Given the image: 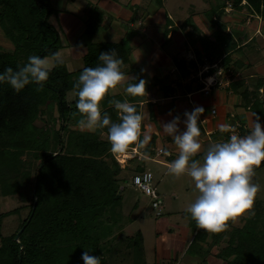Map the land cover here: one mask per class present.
<instances>
[{
  "label": "trees",
  "instance_id": "obj_1",
  "mask_svg": "<svg viewBox=\"0 0 264 264\" xmlns=\"http://www.w3.org/2000/svg\"><path fill=\"white\" fill-rule=\"evenodd\" d=\"M230 1L235 8L242 2ZM245 2L254 12L264 7V0ZM222 12L223 9L219 11ZM52 13L49 0H0V25L14 45L12 51L0 50V71L9 66L15 70L31 54L50 57L62 48L60 33L49 22ZM211 24L221 26L217 18H211ZM216 36L217 40L223 37L221 29ZM109 49H115L123 68L128 62L123 43H95L88 48L82 68L70 71L64 61L53 67L43 87L30 82L15 92L7 82L0 83V192L20 194L24 201H31L29 213L17 231L1 237L0 264H84L83 251L100 256L101 264H147L141 233L118 235L129 222L122 209L125 176L120 174L130 166L121 167L116 157L109 154L106 128L94 132L73 128L78 127L80 119L73 84L84 67L96 66L100 63L99 53ZM209 52V56L218 54L214 49ZM197 54L200 56L199 51ZM189 66L195 69L196 64L191 61ZM188 68L180 66L184 75L189 74ZM114 100L124 99L109 92L100 106L113 121H118L117 110L110 103ZM134 105L139 111L138 104ZM53 110L58 118H53L43 132L32 135L35 120ZM55 122L59 123L57 130ZM53 139L52 151L49 142ZM73 150L91 159L85 160ZM147 153L152 154L149 150ZM24 155L37 160L34 175L33 159L23 158ZM261 166L264 161L254 170ZM135 169L136 174L143 172ZM251 211V218L243 227H233L230 232L229 221L223 231L210 232V247L221 244L229 234L226 245L217 253L226 264H264L263 202L254 201ZM184 216L196 232L189 254L206 257L208 250H203L197 241L206 242L209 231L198 228L189 213Z\"/></svg>",
  "mask_w": 264,
  "mask_h": 264
},
{
  "label": "crops",
  "instance_id": "obj_2",
  "mask_svg": "<svg viewBox=\"0 0 264 264\" xmlns=\"http://www.w3.org/2000/svg\"><path fill=\"white\" fill-rule=\"evenodd\" d=\"M185 1L182 3L189 6L187 13L180 0H49L53 9L51 16L54 15L50 23L55 28L58 24L60 28L62 48L59 51L70 71L83 67L84 56L92 44L123 43L126 47L128 62L121 69L125 79L109 92L110 95H128L124 90L127 83L140 78L145 80V95L137 103L143 117L138 139L145 135L149 139L142 147L135 143L130 145V158L118 162L121 167L140 168L143 172H152L147 168V162L155 163L163 168L160 180L170 175L167 170L169 162L179 153L172 136L165 133L161 125L173 116H179L183 121L186 110L203 107L200 114L203 122L198 121L201 148L193 157L201 160L209 144L229 137V129L221 131V125L240 124V135H245L257 115L264 127L261 114L264 110V57L261 55L264 50V7L254 12L248 9L245 0L239 8L233 7L229 1L223 4V0H215V5L214 0L189 1L187 4ZM222 9L223 12L219 13ZM211 18H217L221 26H212ZM218 29L223 32V37L218 40L224 43L225 50H221L220 55L209 56L210 45L218 42ZM191 61L196 64L195 69L189 66ZM180 66L189 67V74L184 75ZM208 77L217 79L218 84L208 87L206 92L204 82ZM200 94L205 98L201 99ZM123 99L126 98L123 96ZM179 126L183 130L182 122ZM152 138L154 143H151ZM146 149L152 154L148 155ZM260 168L264 169V166ZM129 169L123 172L128 174ZM131 180L132 177L130 185ZM158 184L157 181L153 185L159 196L158 207L163 213L167 209L171 216L157 221L154 262L146 253V247L151 249L147 232L139 229L146 263L200 264L202 256L188 252L196 232L184 216L186 209L177 211L182 217L179 225L170 222V217L177 219L172 215L173 205L184 202L181 196L187 193L182 190L195 189L192 178L182 174L172 181L168 178L165 186ZM142 194L149 198L152 209H156L154 212H158V207L152 205L153 200ZM195 195H198L196 189ZM135 198L139 199L134 196L130 200ZM134 203L133 211L137 210L142 216L145 207L140 208L145 202L142 205L140 201ZM119 232L118 235L122 236ZM207 241H197V244L204 248V245L208 246ZM207 258L205 264H211ZM220 264H223L222 260Z\"/></svg>",
  "mask_w": 264,
  "mask_h": 264
},
{
  "label": "clouds",
  "instance_id": "obj_3",
  "mask_svg": "<svg viewBox=\"0 0 264 264\" xmlns=\"http://www.w3.org/2000/svg\"><path fill=\"white\" fill-rule=\"evenodd\" d=\"M97 59L100 63L94 67H84L73 84L77 96L76 109L80 114L77 126L89 131L106 128L113 154L126 153L134 143L142 147L149 137L145 135L138 139L143 117L134 104L126 99L110 101L117 110L118 121H113L100 106L105 95L125 79V73L121 70L122 59L115 49L101 51ZM63 63L64 57L59 50L52 52L50 57L31 54L15 70L9 66L0 71V83L7 82L15 92L24 89L30 82L43 87L53 67ZM211 80L212 77L207 78L208 83ZM124 90L130 96H142L145 94V80L135 79L134 83H127ZM203 111V107L195 106L191 111L184 112L183 121L179 116H173L161 125L179 149L176 158L169 162L168 172L173 176L187 174L198 190V195L186 212L195 220L198 228L215 233L226 229L229 221H234L245 211L252 214L259 190L252 177L254 166L264 161V127L256 115L247 134H231L226 140L211 143L202 160L195 159L194 155L201 148L198 121L203 122L200 119ZM181 122L183 130L179 126ZM229 127L220 126L221 131ZM81 259L84 264H101L100 256L90 255L89 251H83Z\"/></svg>",
  "mask_w": 264,
  "mask_h": 264
},
{
  "label": "rangeland",
  "instance_id": "obj_4",
  "mask_svg": "<svg viewBox=\"0 0 264 264\" xmlns=\"http://www.w3.org/2000/svg\"><path fill=\"white\" fill-rule=\"evenodd\" d=\"M191 1L192 3L195 2L196 0H187L185 1L186 4L187 2ZM227 0H223V4H228L225 3ZM229 2H232L229 0ZM212 3L215 5L216 2L215 0L212 1ZM180 4H182L183 6L185 5V3H182V0H180ZM202 5V2L200 3ZM189 7V6H188ZM188 7H185L186 13L188 11ZM54 16V15H53ZM53 16L50 17L49 22H51ZM55 24V23H54ZM58 25V24H57ZM57 25L55 24L56 28L58 29V31L60 30L59 27H57ZM85 30V29H84ZM62 36V35H61ZM220 42V43H219ZM224 43L221 40H218V42L216 44H211L210 47L212 49L215 50V52L222 54L221 50H225V46L223 45ZM210 48V50H211ZM14 49V45L12 43V41L5 35L4 30L2 29L1 25H0V50H4V51H12ZM209 51V50H208ZM218 54V55H220ZM264 57V50L263 53L261 54ZM135 80L132 81V83H134ZM127 94V93H126ZM145 95V94H144ZM144 95L142 96H130V95H123L126 100H128L130 103L132 104H137L138 102H140ZM132 98V99H131ZM200 98L204 99L205 97L203 96V94H200ZM41 109L44 110V106H41ZM262 117H264V110L261 112ZM53 118H55V120L58 118V113L55 112L54 110L50 112V114L45 113L43 115H41L37 120H35L34 125H35V129L31 130L30 133H32V135H37L41 132H43L46 128L49 127V125L52 123ZM56 123V122H55ZM56 130L59 128V123L57 122L56 125ZM74 129H80L86 132H94L95 130L89 131V130H85V129H81L79 127H73ZM49 134V133H48ZM50 136V134H49ZM51 142H49L50 144V148L51 150H55V141L50 140ZM154 143V142H151ZM132 150V149H131ZM72 152H75L76 155L85 158V160L87 159H91L89 158L90 156H81V154L79 153V150L75 151L73 150ZM109 154H112L115 156V154H113L110 150H109ZM128 155L129 157H125V155ZM117 155V154H116ZM130 155H132V151L130 152H126L124 154H122V156H120V158H124L126 160H128L130 158ZM118 156V155H117ZM29 158V159H33V156H28V155H24L23 158ZM107 159H109V155H107L106 157ZM115 158V157H114ZM36 165H37V160L33 159L32 161V166H31V174L34 175L35 173V169H36ZM147 168H150L152 170L151 173L152 174V185H156L157 181L159 182L158 185H166V181L169 178V181L174 180V177L172 174H170L169 176L165 177V179L160 180V178H162V174H163V168L159 167L158 165H156L155 163L152 162H147L146 164ZM160 168V169H159ZM134 169H131L128 171V174L123 172L121 175L125 176V182L124 183V192H123V203H122V209H123V213L124 215L127 217L128 219V224L126 226V228L119 232V234H121L123 237H125L126 235H134L136 234L139 229H144L147 232L148 235V243L151 245V249H149L148 247H146V253L148 258H150V260L152 262L155 261V248H154V243H155V238L156 237V228L158 226H156L157 221L160 218H168V216H171V214L168 212L167 209H165V212L163 213L162 209H161V214H163V216H156L154 210L152 209L150 203H149V198H147L146 196H144L142 194L141 191H139L138 189H135L132 185H130V179L134 174ZM150 172V171H149ZM154 175V177H153ZM253 182L258 184L259 186V190L256 194V197L254 199L255 202H263L264 204V169L260 168V170L257 168L256 170H254V175L252 177ZM162 181V183H161ZM124 182V180H123ZM138 190V191H137ZM183 193H187V194H183V196H181V200H183L184 202H182V204L179 203H175L173 205L174 208V214L177 219L170 217V222H174L175 225H179L182 221V217L180 215H178L177 211H179L180 209H187V207L191 204V202L196 198L197 195H195V189L192 188V190H182ZM161 192V190H160ZM129 194H131L130 198H133L134 196H136L139 199H136L134 201L139 202L140 204L145 202L144 206L141 207L140 209L144 208L142 211V216H139L138 211L134 210L133 211V207H134V201L130 200V198L128 197ZM186 199V200H185ZM30 202L29 200L24 201L21 198L20 194H16L14 196H10V195H3L0 192V241H1V237H5V236H9L13 233H15L17 231V229L19 228L20 224L22 223V221L27 217L28 213H29V209H30ZM181 202V201H180ZM194 202V201H193ZM142 205V204H141ZM131 214V215H130ZM251 218L250 215L247 213V211H245L244 213H242L241 215H239L238 217L235 218L234 221H231V225H230V230L233 229V227H243L247 222L248 219ZM169 219V218H168ZM179 219V220H178ZM141 222L143 223L144 227L143 228L141 225ZM232 232V230L230 231ZM229 234L226 235V238L228 239ZM227 239L222 240L221 244L217 245V246H206L204 245L203 250L207 251L208 253L206 255V257L202 256L199 260H200V264H205V258H207V262H211V264H220L221 260L217 259L215 260V258L217 257V253L220 251V248L224 245H226L227 243ZM209 242H211V238H208L207 244H209ZM205 255V253H203ZM204 257V258H203ZM218 258V257H217ZM149 260V261H150ZM198 260V261H199ZM223 264H226L224 262V260H222Z\"/></svg>",
  "mask_w": 264,
  "mask_h": 264
},
{
  "label": "built area",
  "instance_id": "obj_5",
  "mask_svg": "<svg viewBox=\"0 0 264 264\" xmlns=\"http://www.w3.org/2000/svg\"><path fill=\"white\" fill-rule=\"evenodd\" d=\"M204 90L206 92H208L210 86L218 84L217 79H213L211 80V83H208L207 80L204 82ZM229 136L231 134H237L240 135L241 132V125L240 124H235L233 126H230L229 128ZM136 151V150H135ZM120 156H122V154H119L118 156L115 155L116 159L122 163L125 162L124 158H120ZM132 185H134L138 190H140L142 193H144L145 195L149 196L153 201H152V205L154 207H158V193L157 190L154 188V186L152 185V173L149 171H144L138 174H135L131 180ZM161 212V208L158 207V213L159 214Z\"/></svg>",
  "mask_w": 264,
  "mask_h": 264
},
{
  "label": "bare ground",
  "instance_id": "obj_6",
  "mask_svg": "<svg viewBox=\"0 0 264 264\" xmlns=\"http://www.w3.org/2000/svg\"><path fill=\"white\" fill-rule=\"evenodd\" d=\"M125 157H129V156L126 154Z\"/></svg>",
  "mask_w": 264,
  "mask_h": 264
},
{
  "label": "water",
  "instance_id": "obj_7",
  "mask_svg": "<svg viewBox=\"0 0 264 264\" xmlns=\"http://www.w3.org/2000/svg\"><path fill=\"white\" fill-rule=\"evenodd\" d=\"M35 205H36V203H35ZM35 205H34V208H35Z\"/></svg>",
  "mask_w": 264,
  "mask_h": 264
}]
</instances>
